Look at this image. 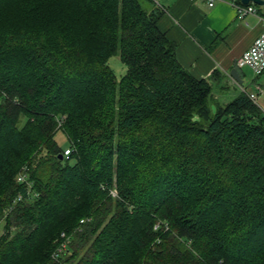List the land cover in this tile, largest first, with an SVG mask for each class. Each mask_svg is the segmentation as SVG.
Returning <instances> with one entry per match:
<instances>
[{
	"label": "trees",
	"instance_id": "1",
	"mask_svg": "<svg viewBox=\"0 0 264 264\" xmlns=\"http://www.w3.org/2000/svg\"><path fill=\"white\" fill-rule=\"evenodd\" d=\"M149 1L0 0V264H264V112Z\"/></svg>",
	"mask_w": 264,
	"mask_h": 264
},
{
	"label": "crops",
	"instance_id": "2",
	"mask_svg": "<svg viewBox=\"0 0 264 264\" xmlns=\"http://www.w3.org/2000/svg\"><path fill=\"white\" fill-rule=\"evenodd\" d=\"M153 1L164 8L159 27L176 45L179 64L199 80L219 73L227 86L225 92H232L226 98L240 91L255 94V103L264 112V74L257 76L248 67H237V60L264 30V7L250 4L256 12L240 19L236 5H243L241 0H217L213 9L189 0ZM234 69L243 85L231 76Z\"/></svg>",
	"mask_w": 264,
	"mask_h": 264
},
{
	"label": "built area",
	"instance_id": "3",
	"mask_svg": "<svg viewBox=\"0 0 264 264\" xmlns=\"http://www.w3.org/2000/svg\"><path fill=\"white\" fill-rule=\"evenodd\" d=\"M189 1L191 3L201 2L208 9H213L217 5V0H189ZM236 8H237V13L240 19H243L245 16L249 14H254L256 12V9L252 6L236 5ZM263 22H264V19H263ZM237 67L239 69L248 67L257 76H262L264 74V30L262 34L253 43V45L250 47V49L244 52L243 55L237 60ZM249 97L252 101L254 102L256 101L255 94H249ZM70 154H71V149L70 148L66 149L64 152V156L69 157ZM27 177H28L27 169H24L23 173H21L18 177V182L27 183ZM28 187L30 188V185ZM22 200H23L22 196H19L17 199L18 202H21ZM10 211H12V209H8L7 212H10ZM7 212H6V215L3 217V219L7 217L8 215ZM3 222L4 221L1 219L0 223H3ZM61 236L64 239V242L59 248L58 253H56L57 255L62 254L66 250V247L68 246V243L70 241L69 237L65 233H63Z\"/></svg>",
	"mask_w": 264,
	"mask_h": 264
},
{
	"label": "rangeland",
	"instance_id": "4",
	"mask_svg": "<svg viewBox=\"0 0 264 264\" xmlns=\"http://www.w3.org/2000/svg\"><path fill=\"white\" fill-rule=\"evenodd\" d=\"M159 1L163 2V0H159ZM141 2L145 6L146 5H149V6L152 5V2H150L149 0H141ZM109 65H110L111 69L114 71V73H115V75H116V77H117L118 80H120L127 73L126 66L121 62V60H120V58L118 56L112 57L110 59V61H109ZM226 93L228 95V94H231L232 92H230V91L224 92L223 90L219 92V94L224 95V97H227L226 96ZM217 97H220V96H217ZM56 141H57V143H59L63 147L68 146V141H67L66 137L61 132L57 135ZM21 173H23V171H21ZM19 175H18V177H19ZM18 177H17V179H18ZM116 194H117L116 191H113L112 192V195L114 197L116 196ZM11 212L12 211L7 212V213L10 214ZM7 217H10V216L7 215ZM6 218L5 219H2L4 221L3 223H0V237H1V235H3L5 233V230L4 229H5V225H6V223H5L6 222Z\"/></svg>",
	"mask_w": 264,
	"mask_h": 264
},
{
	"label": "water",
	"instance_id": "5",
	"mask_svg": "<svg viewBox=\"0 0 264 264\" xmlns=\"http://www.w3.org/2000/svg\"><path fill=\"white\" fill-rule=\"evenodd\" d=\"M241 2H242L243 5H246V6H248L250 4H254L257 7H264V0H241ZM231 76L233 77V79L235 81H237L239 84H242L243 85V81L240 80V77L237 74V70H235V69L232 70Z\"/></svg>",
	"mask_w": 264,
	"mask_h": 264
}]
</instances>
